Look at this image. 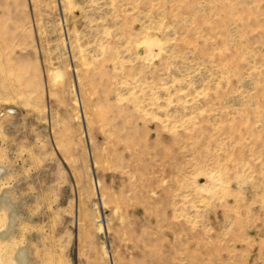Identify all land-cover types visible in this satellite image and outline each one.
Instances as JSON below:
<instances>
[{"label": "rangeland", "instance_id": "rangeland-1", "mask_svg": "<svg viewBox=\"0 0 264 264\" xmlns=\"http://www.w3.org/2000/svg\"><path fill=\"white\" fill-rule=\"evenodd\" d=\"M0 264H264V0H0Z\"/></svg>", "mask_w": 264, "mask_h": 264}]
</instances>
